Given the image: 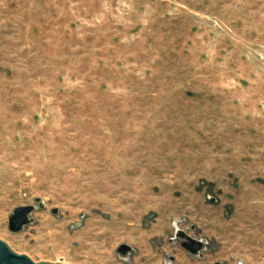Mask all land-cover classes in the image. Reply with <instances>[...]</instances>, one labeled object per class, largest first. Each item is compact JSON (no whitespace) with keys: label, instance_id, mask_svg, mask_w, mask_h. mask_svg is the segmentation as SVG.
<instances>
[{"label":"rangeland","instance_id":"1","mask_svg":"<svg viewBox=\"0 0 264 264\" xmlns=\"http://www.w3.org/2000/svg\"><path fill=\"white\" fill-rule=\"evenodd\" d=\"M0 240L57 264H264V0H0Z\"/></svg>","mask_w":264,"mask_h":264},{"label":"water","instance_id":"2","mask_svg":"<svg viewBox=\"0 0 264 264\" xmlns=\"http://www.w3.org/2000/svg\"><path fill=\"white\" fill-rule=\"evenodd\" d=\"M39 208H44V203L38 202ZM36 209L34 205H25L19 206L15 209L14 213L10 216L9 219V229L12 232H17L22 229L23 226L29 223L30 214ZM56 212V211H55ZM181 235L186 239L182 243V246L189 250L190 252L196 254L203 248V242L194 239L187 235L184 231H181ZM132 247L128 244H122L118 251L121 254H126L130 252ZM0 264H57L49 262H36L30 256L26 254H20L12 249L8 243L3 240H0Z\"/></svg>","mask_w":264,"mask_h":264},{"label":"flooded vegetation","instance_id":"3","mask_svg":"<svg viewBox=\"0 0 264 264\" xmlns=\"http://www.w3.org/2000/svg\"><path fill=\"white\" fill-rule=\"evenodd\" d=\"M184 241H186V239H184ZM184 241H183V242H184ZM202 249H203V248H202Z\"/></svg>","mask_w":264,"mask_h":264}]
</instances>
